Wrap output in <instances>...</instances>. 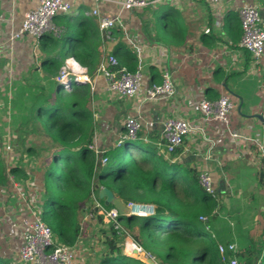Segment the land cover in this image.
<instances>
[{"label":"crops","instance_id":"1","mask_svg":"<svg viewBox=\"0 0 264 264\" xmlns=\"http://www.w3.org/2000/svg\"><path fill=\"white\" fill-rule=\"evenodd\" d=\"M38 1L0 0V138L7 132L14 138L23 129L22 123L14 125L11 119L16 80L25 82L36 77L41 84L50 79L57 81L44 72L42 65L47 57L42 56L41 45L46 40L52 41L48 39L52 35L44 36L36 53L30 38L10 37L19 29L24 13ZM245 3L258 5L264 14L262 0H219L214 4L158 0L139 10H126L121 0H71L70 10L56 15L54 21L63 29V35L70 34L68 39L74 38L73 33H89L87 37L97 47V65L106 55L113 54L121 66L136 65L135 69L140 67L141 71L146 67L145 72L142 71V87L129 98L106 91L104 78L95 74L96 68L92 75L86 73L91 83L85 84L90 100L96 105L90 111L94 124L92 143L105 151L117 148V141L124 133V119L138 116L142 121L138 139L128 141L149 145L157 155L170 161L159 152L162 124L169 117L188 119L195 130L171 155V162L181 163L196 173L208 169L216 199L212 209L214 214L209 217L212 227L199 219L208 236L200 240L187 237L186 243L207 244L216 239L215 229L229 230L236 251L255 253L260 259L254 264H259L264 256V180H260L264 172V54L255 60L239 45V8ZM98 15L121 20V24L112 29L110 37L103 36L99 30ZM128 51L135 58H128ZM50 57L59 59L60 54L57 51ZM64 59L65 63L72 60L81 66L74 57ZM164 70L171 72L174 94L167 99H145L146 87L160 82ZM223 93H229L236 105L227 126L206 121L193 111V102L203 97L216 99ZM234 132L246 139L232 137ZM130 148L145 155L139 147L130 145ZM22 169L24 176H29L28 180L42 185L39 172L25 166ZM8 189L12 197L14 194L16 205L10 210L5 209L6 205L0 207V226L7 229H0V239L8 237L13 226L16 248L5 250L15 257L20 243L18 200L15 187L7 182L6 188L0 191ZM2 197L6 201V195ZM146 204L154 207L151 202ZM83 219L85 216L79 217L80 234L73 247L77 255L75 263L100 264L98 226L93 218H88L91 223L88 226Z\"/></svg>","mask_w":264,"mask_h":264},{"label":"trees","instance_id":"2","mask_svg":"<svg viewBox=\"0 0 264 264\" xmlns=\"http://www.w3.org/2000/svg\"><path fill=\"white\" fill-rule=\"evenodd\" d=\"M73 34L72 39H68V32L64 33V38L63 34L58 39L48 36V39L59 45L60 61L56 57H47L42 65L44 68H58L64 58L74 57L92 75L97 66V47L87 37L88 32ZM119 45L124 46L122 43ZM127 56L135 58L129 51ZM135 68L136 65L128 69ZM15 90L16 95L11 104L12 124L20 122L23 129L37 134L55 132L50 133V136L60 146L53 152L52 163L44 170L42 179L45 192L37 205L41 218L50 226L59 242L74 247L80 234L79 215L85 213L86 202L90 200L93 203L91 187H95L97 199L100 188L107 187L123 198L124 202L128 201L124 198L130 194L134 201L151 202L155 211L153 215L147 216H119L117 220L122 228L117 229L113 221L106 220L97 208H93V220L98 226L97 240L101 246L100 264H144L139 259L123 254L122 242L126 233L168 264H226L220 259L218 246L225 247L226 257L232 256V252L227 249L233 241L229 230L215 229L216 239L207 244L186 243L187 237L200 240L208 236L199 216L206 215V224L212 227L209 217L215 204V198L199 186L195 170L163 159L153 147L139 141H125L117 148L106 150L103 154L107 157L106 163L97 164L94 151L89 147L93 129L92 114L86 107L90 97L87 84L75 89V93L81 92L80 97L74 93L68 100L69 114H62V102L55 99V95L57 97L62 93V85L58 81L50 79L41 84L36 77L25 82L16 80ZM42 114L46 120L37 123ZM130 145L139 147L145 153L142 160L131 158L127 162L123 159L121 148H129ZM54 162H59L61 166L56 168ZM145 163H153V166L146 169ZM11 172L24 175L21 160L11 167ZM110 180L120 182L123 186L113 187ZM260 180H264V172ZM50 181L57 186L50 185ZM6 182L4 164L0 158V190L6 188ZM134 224L137 225V232L129 233L126 227L132 228ZM234 256L239 264H254L259 258L249 251H236ZM13 259L12 256L0 257V264H13ZM259 264H264V256Z\"/></svg>","mask_w":264,"mask_h":264},{"label":"built area","instance_id":"3","mask_svg":"<svg viewBox=\"0 0 264 264\" xmlns=\"http://www.w3.org/2000/svg\"><path fill=\"white\" fill-rule=\"evenodd\" d=\"M156 1L158 0H121V4L126 10H139ZM193 1H205L214 4L219 0ZM262 6L264 8V0H262ZM70 8L71 0H39L36 6L24 13L19 29L10 35L11 39L15 37L30 38L32 50L36 53L45 35L49 34L55 38L62 35L63 29L55 23L54 17L68 12ZM239 18L241 26L239 45L257 60L264 54V14L258 5L245 3L239 8ZM97 22L99 30L106 37H110L112 29L117 24H121L119 17L105 15H98ZM66 66L67 68H61L60 76L56 78L58 82H64L68 88L71 77L78 84L91 83L90 77L86 76L85 69L75 61H68ZM95 74L104 78L106 91L121 97H134L142 87L143 73L141 68L130 70L121 66L113 54H108L101 59ZM174 92L171 72L164 70L160 82L152 83L146 87L144 94L145 99L159 100L172 97ZM235 106V102L229 93H223L216 99L203 97L192 103L193 111L201 118L225 126L229 124V115ZM123 125L124 133L117 141V146L128 140H137L142 121L138 116H128L124 119ZM194 130L195 128L188 119L182 117L167 118L161 129L160 154L168 157L171 161V155L181 147L184 139ZM11 137L9 132L2 136L0 158L4 164L7 183L15 187L18 200L20 243L13 264H76L75 249L57 240L52 229L43 221L40 211L37 209L38 202L45 192L43 185L35 184L32 179L25 182L15 181L11 167L21 160L22 166L30 168L31 161L28 153H20L15 150ZM232 137L242 141L246 139L244 135L235 132L232 133ZM89 147L94 151L96 163L104 165L107 161V157L103 155L105 150L100 149L94 143ZM197 181L205 192L216 199L215 187L208 169L203 168L197 172ZM94 188V186L91 187L92 209L97 208L98 213L102 214L105 219L113 221L115 228L121 229V224L117 220L120 216L119 210L113 204H106L101 198L97 199L94 195ZM123 204L126 208V215L147 216L154 214L155 211L152 205L146 203L127 201ZM92 209L87 213V218L94 217ZM199 219L205 223L208 221L206 215L199 216ZM227 249L232 252L230 258L226 257L225 248L221 245L218 246L220 259L226 264H239L237 257L234 256L236 253L235 244H228ZM122 252L129 257L150 261L151 264H168V262L156 258L151 251L146 250L128 233L125 234L122 242Z\"/></svg>","mask_w":264,"mask_h":264},{"label":"rangeland","instance_id":"4","mask_svg":"<svg viewBox=\"0 0 264 264\" xmlns=\"http://www.w3.org/2000/svg\"><path fill=\"white\" fill-rule=\"evenodd\" d=\"M64 38V35H63ZM42 56L43 57H50L52 55H56V52L58 51L59 53V45H56V43H54V41H44L42 43ZM60 61V58L58 59ZM82 66V64H81ZM62 67H66V63H65V59L62 60V65L58 68H54V67H46L44 68V72L47 75H50L52 77H54L55 79L58 78L60 76V70ZM86 70V73L89 75L90 70H88L85 66H83ZM146 67L142 70L145 72ZM143 73V72H142ZM85 79V78H84ZM62 85V93H60L59 96L56 97L55 95V99L60 100L63 105V111L62 114H69V106L67 105L68 100L70 99V97L72 96V94L75 93V89H77L81 84L76 83L73 80V77H71L70 79V86L69 88L66 87L67 84H65L64 82H59ZM85 84V83H83ZM88 89V88H87ZM88 93H89V89H88ZM75 94H78L80 97L81 92H76ZM81 101V99L79 100ZM86 107H88V109L92 112L93 109H95L96 105L90 100L86 102ZM45 114V111H44ZM46 120V117L42 114V116L39 117V119L37 120V123H41L44 122ZM91 125H92V136L94 134V124H93V115L91 116ZM50 133H55L52 131H48L47 134L46 133H33L30 132L28 129L27 130H23L20 129V131H18V133L15 134V137L13 139V146L15 147V150L18 152H27L29 153V158L31 161V164L29 166H31V170H37V172H39L40 174V178H41V182L42 185L45 187V184L43 183V174H44V170L45 168L52 163V155L53 152L56 149H59V145L51 138ZM23 139V140H22ZM20 141V142H19ZM119 147V146H118ZM133 147V146H131ZM29 149V150H28ZM77 149V148H75ZM134 148H121V155H123V159L127 162L130 161L131 158H135L138 160H142L144 156H141L140 152H138L137 149L134 150ZM55 167L59 168L61 165L59 162H54ZM146 166V169H150L151 165L149 163H145L144 164ZM55 169V168H54ZM15 181L17 182H21V181H27L28 180V175L26 174L25 176L23 174H15ZM110 183L113 187H122L123 184L120 182H115L113 180H110ZM50 185H52L53 187L57 186V184H55L53 181H50ZM11 190H5L4 192L0 191V207L4 208L6 205L7 210H10L12 207H14L16 205V200H12V196H11ZM10 194V195H9ZM3 195H6V201H4L3 199ZM9 195V196H7ZM14 197V194H12ZM121 198V197H119ZM123 199V198H122ZM128 201H132L133 197L132 194L128 195L126 198H124ZM92 209V203H90V200L88 202H86V206H85V213L83 215H79L82 219V217L85 216V224L88 226L89 224H91L87 218V213L89 212V210ZM92 219V218H89ZM107 220V219H106ZM80 222V221H79ZM83 222V223H84ZM82 223V222H81ZM84 224V226H85ZM14 225V224H13ZM134 226L137 225H133L132 228L131 227H126L127 231L129 233H136L137 232V228H134ZM13 227V226H12ZM11 227L9 233L10 235L8 237H6L4 240L0 239V257H9L12 253H9V251L7 250H15L16 248V242H15V237H16V233L15 230ZM0 229H4L7 230L6 227H2L0 226ZM7 249V250H5Z\"/></svg>","mask_w":264,"mask_h":264},{"label":"water","instance_id":"5","mask_svg":"<svg viewBox=\"0 0 264 264\" xmlns=\"http://www.w3.org/2000/svg\"><path fill=\"white\" fill-rule=\"evenodd\" d=\"M99 198L103 199L106 204H108V203L113 204L119 210L120 216L126 215L125 214L126 213L125 205L123 204V202L118 197H116L114 195L112 190H110L109 188H107V187L100 188ZM142 262L144 264H151L150 261H142Z\"/></svg>","mask_w":264,"mask_h":264}]
</instances>
